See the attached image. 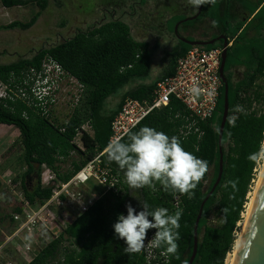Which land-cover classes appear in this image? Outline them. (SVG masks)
<instances>
[{
  "label": "trees",
  "instance_id": "16d2710c",
  "mask_svg": "<svg viewBox=\"0 0 264 264\" xmlns=\"http://www.w3.org/2000/svg\"><path fill=\"white\" fill-rule=\"evenodd\" d=\"M56 5L60 0H52ZM48 0H0L5 8L35 6L39 10L27 22L14 21L1 30L30 29L47 7ZM237 5L246 16L235 13ZM181 17L175 19L180 20ZM208 19L212 27L226 35L231 45L227 49L224 74L228 84V115L222 135L223 170L221 179L213 193L205 202L197 227L198 245L192 264H224L231 252L238 231V223L247 202V194L254 180L264 141V0H211L202 5L198 19L187 22L191 25ZM218 45L203 47L211 49ZM191 47L180 43L168 54L165 70L148 84H139L123 92L113 109H106V100L117 94L124 86L149 74L151 61L149 44L136 41L130 34L129 26L120 20H110L101 25L78 30L62 43L39 49L28 58H20L14 63L0 64V79L6 80L12 72L38 66L40 60L49 55L64 70L74 76L84 87V98L69 120L57 124L40 115L33 114L17 103L5 106L0 102V125L14 127L18 133L21 148L19 161L26 166L20 176V186L24 197L31 203H42L51 195V189L41 188L38 176L28 188L26 177L32 175L35 165L45 164L55 171L61 182L68 181L96 153L102 152L110 136V123L126 98L144 101L150 98L156 83L172 75L176 59ZM241 68L242 77L232 81L231 69ZM253 105L257 107L253 108ZM10 107H13L11 110ZM27 111L28 118L22 117ZM183 106L171 100L162 109L153 110L121 140L128 141V134L149 126L175 136L177 122L172 116L183 112ZM223 111V85L219 91L218 104L212 118L202 125L200 140L190 136L180 140L182 147L197 158L208 162L212 168V178L205 190L204 182L208 171L191 190L192 195L165 191L159 183L156 190L149 187L130 189L126 183L124 170L114 161H109L106 153L102 159L113 172L125 180L124 194L109 193L98 199L93 206L70 226L58 239L51 240L27 264H138L140 253H125L123 240L114 234L113 225L119 214L127 215L129 203L139 212L147 203L148 210L167 208L169 214L182 209L177 241L178 257L172 256V264H187L193 248V226L201 202L212 188L218 172V129ZM88 123L92 136H81L83 151L73 143L77 131ZM71 153H74L71 156ZM61 158V159H59ZM69 163L70 168L60 171V166ZM29 185V184H28ZM131 192V193H130ZM179 200L175 205L174 197ZM225 211H222V210ZM151 219V218H150ZM214 220L215 224L209 222ZM69 241L75 247H62Z\"/></svg>",
  "mask_w": 264,
  "mask_h": 264
},
{
  "label": "built area",
  "instance_id": "2783aa9c",
  "mask_svg": "<svg viewBox=\"0 0 264 264\" xmlns=\"http://www.w3.org/2000/svg\"><path fill=\"white\" fill-rule=\"evenodd\" d=\"M221 54V46L211 49L191 47L178 57L172 75L156 83L149 99L138 101L126 98L123 101L110 123L108 143L122 139L153 110L167 107L171 100L179 102L184 108L183 112H175L172 116L177 122L175 136L179 140H186L190 136L200 140L203 135L202 125L212 118L218 104L222 85L219 77ZM83 98V85L49 55H45L38 66L12 72L6 80L0 79L1 103L5 106L21 103L33 114L57 124L67 122L71 116L64 122H56L64 118L58 117L56 108L69 106L73 113ZM22 117L28 118L27 111L22 112ZM83 134L92 136L88 123L81 126L73 141L81 151ZM105 153V149L96 153L66 182H61L55 171L47 165H39V185L51 189V195L42 203L31 204L22 194L11 213L0 219V236L3 238L0 240V264L31 262L46 244L58 239L98 199L110 192L115 195L124 194L125 180L103 162ZM63 169L64 165H61L60 171ZM7 177V174L0 176V193L3 187L12 193L17 190ZM95 186L101 190L95 189ZM178 200L179 197L175 196V205ZM4 230L9 233L6 234ZM154 232V229L149 230L145 247L139 252L141 262L138 264H172L171 255H162L163 248L148 247ZM62 247L75 246L69 241H63ZM13 256L18 260L12 259Z\"/></svg>",
  "mask_w": 264,
  "mask_h": 264
},
{
  "label": "rangeland",
  "instance_id": "374dc122",
  "mask_svg": "<svg viewBox=\"0 0 264 264\" xmlns=\"http://www.w3.org/2000/svg\"><path fill=\"white\" fill-rule=\"evenodd\" d=\"M48 1L47 7L41 12L37 22L30 29L26 31L14 29L9 32L6 31L7 33H0V45L7 46L5 49L6 54L0 55V64L5 65L14 63L20 58L30 57L39 49L62 43L71 38L78 30H85L88 27L95 25L94 21L99 18V9L116 8L111 3L112 0H60L59 5H56L52 0ZM109 1L111 2L109 3ZM139 1L144 4L137 8L136 17L133 20H129L124 16L122 21L129 25L131 36L134 40H144L149 44L151 61L150 71L146 78L130 82L117 94L110 96L106 100L107 110L115 107L123 92L128 91L139 84L151 83L158 77L164 66L167 64V55L175 51L172 40L174 37L172 30L179 21H175V19L178 17H181V19L186 18L189 17L188 15H191L192 12H196V7L189 4L188 0H144V2L142 0H129L126 4H132ZM38 10L39 9L33 5L24 8H8L6 9L7 14L3 17L2 23L6 24L12 21L22 23L27 22ZM126 11H129V9H126ZM234 11L235 13H239L241 18L246 16V12L241 11L237 5L234 6ZM1 15L2 13L0 12V17ZM164 16L166 17L165 21L167 22L165 37L168 41L170 40L169 43L160 40L159 34L156 33V31H150L149 33L151 34L149 35L146 28L145 30L141 28L142 23L152 24L153 21H162ZM150 18H153V21H150ZM198 24L202 29L200 32L201 35L196 36L197 40H205L214 35L212 30L209 29L212 25L208 19H202ZM1 51L2 50H0V52ZM231 73L232 81L234 82L242 77L241 68H233L231 69ZM255 107H257V105H253V108ZM56 110L59 113V118L64 117L63 119L56 120L58 123L66 121L72 113L69 106L64 105L58 106ZM18 138L19 133L14 127L0 125V176L7 174V180H12V183L17 188V190L12 193L11 191L6 190V187H3V191L0 193V219L4 215H9L11 213L13 206L17 204V200H19L23 194L19 178L23 172H25L26 166L23 162L19 161L22 150L18 143ZM262 145V151L256 169L254 170L255 175L251 188H253L254 181L256 180V171L260 169L262 163L264 141ZM68 168H70V165L67 162L64 165L63 170ZM212 174L213 171L212 168H210L208 170L207 180L204 182L203 190L207 188L212 178ZM34 182L35 180H31L29 185L26 186L31 189L33 188L32 184ZM94 188L99 191L101 190L100 187L95 186ZM93 191L95 190L93 189ZM209 224L214 225V220H211ZM4 232L6 234L9 233L8 230H4ZM237 233L238 231L236 234ZM1 239L3 240L0 236V240ZM3 258L5 257L3 256ZM12 259L18 260L16 256H13Z\"/></svg>",
  "mask_w": 264,
  "mask_h": 264
},
{
  "label": "clouds",
  "instance_id": "9594fccd",
  "mask_svg": "<svg viewBox=\"0 0 264 264\" xmlns=\"http://www.w3.org/2000/svg\"><path fill=\"white\" fill-rule=\"evenodd\" d=\"M209 2L211 0H188L197 8ZM105 152L109 161L124 170L130 189L149 187L155 191L156 183H159L165 191L188 194L191 198V190L208 171V162L186 151L178 137H169L149 126L128 134L127 142L119 138L111 140ZM126 209L127 215L119 214L113 225L115 236L126 245L125 253H139L145 247L149 230L154 229L148 247L163 248L165 257L179 258L177 241L180 239L178 229L182 209H177L174 214H169L164 207L149 211L147 203L141 205L139 212L130 203Z\"/></svg>",
  "mask_w": 264,
  "mask_h": 264
},
{
  "label": "water",
  "instance_id": "95a60500",
  "mask_svg": "<svg viewBox=\"0 0 264 264\" xmlns=\"http://www.w3.org/2000/svg\"><path fill=\"white\" fill-rule=\"evenodd\" d=\"M201 10H202V5L198 7L196 13L193 16L186 17L178 21L174 28V32L175 33L177 32L178 25L197 19L201 13ZM220 38L223 40V44L221 46L222 47L221 62L219 67V77L223 85V111L218 129V154H219L218 172L212 188L210 189V191L208 192V194L205 196L204 200L200 204L193 226L192 253L189 257L187 264H192L196 256L197 245H198L197 227L199 220L201 218L203 206L207 201V199L215 190L216 186L218 185L223 170V147L221 140L228 115V84L224 74V65L227 57V49L231 45V43L224 36ZM218 39L219 38L208 41L207 40L190 41L184 38H179V41L190 47H206L209 45H214L215 41ZM37 170H38V165H35L32 175L26 177V182H25L26 185H28L31 182V180L37 179L38 176ZM233 264H264V172L258 188V192L256 194L255 200L250 210V214L248 216L247 224L243 230V234L239 241V245L237 246L236 255Z\"/></svg>",
  "mask_w": 264,
  "mask_h": 264
},
{
  "label": "flooded vegetation",
  "instance_id": "af4514ba",
  "mask_svg": "<svg viewBox=\"0 0 264 264\" xmlns=\"http://www.w3.org/2000/svg\"><path fill=\"white\" fill-rule=\"evenodd\" d=\"M128 1L129 0H112V2L109 1V3L111 2L113 4V6L116 8H109V9L101 8V9H99L98 10L99 18H98V20L94 21L95 25H92V26L101 25V24L106 23L110 20L122 21L124 16H126L127 19H129V20H133L136 17L137 8L141 7L144 3L142 4L141 1H139L136 3H132V4H126ZM142 1L144 2V0H142ZM126 9H129V11H126ZM197 9L198 8L196 7V11H197ZM195 13L192 12V14L188 15V16L191 17ZM165 18L166 17L164 16L162 21H153V18H150V21L152 20L153 23L152 24L142 23L141 28L144 30L146 28V31H148L147 33L149 35L151 34V33H149L150 31H152V30L156 31V33L159 34L160 40L169 43L170 40L168 41L167 38L165 37V30H166V26H167V24H166L167 22L165 21ZM186 23H182V24L178 25L176 33L174 32V29L172 30L173 31L172 33L174 35V37L172 38L174 49L178 48L179 44L181 43L179 41V38H184V39H187L190 41H193V40L199 41V40H197V37H196V36L201 35L200 32H201L202 27H200V25L198 24L199 21L195 22L194 24H191V25H185ZM134 26H136V25H134ZM209 29L212 30L214 35L211 37H208L205 40L208 41V40H214V39L219 38L218 40L215 41L214 45L222 46L223 40L220 38L222 36H224L226 39H228V37L226 35L219 32L216 28L211 26V28H209ZM130 34H131V31H130ZM190 38H194V39H190ZM141 41H144V40H141ZM228 41H229V39H228ZM144 42H146V41H144Z\"/></svg>",
  "mask_w": 264,
  "mask_h": 264
},
{
  "label": "bare ground",
  "instance_id": "6f19581e",
  "mask_svg": "<svg viewBox=\"0 0 264 264\" xmlns=\"http://www.w3.org/2000/svg\"><path fill=\"white\" fill-rule=\"evenodd\" d=\"M264 170V153L262 156V163L260 166V169L256 171V180L254 181L253 188H251L250 192L247 194V202L244 207V212L242 213L241 221L238 223V233L236 234V239L234 242V246L231 250V252L227 255V258L225 260V264H233L234 258L236 255L237 246L239 245V241L241 239V236L243 234V230L247 224L248 216L250 214V210L252 208L253 202L255 200L256 194L258 192V188L263 176Z\"/></svg>",
  "mask_w": 264,
  "mask_h": 264
},
{
  "label": "crops",
  "instance_id": "0c3cea01",
  "mask_svg": "<svg viewBox=\"0 0 264 264\" xmlns=\"http://www.w3.org/2000/svg\"><path fill=\"white\" fill-rule=\"evenodd\" d=\"M0 5H1V4H0ZM11 8H12V7H11ZM6 9H8V8H5V7H3V6L1 5V7H0V12L2 13V15H1V17H0V23H1L0 26H5V25H8V24H9V22L6 23V24L2 23V19H3V17L7 14ZM12 22H13V21H12ZM10 23H11V22H10ZM6 31L9 32V31H11V30H1L0 33H7ZM6 48H7V46L0 45V50H2V51L0 52V55H4V54H6V51H5ZM167 65H168V64H166V65L164 66L163 70H165V68H166ZM163 70H162V71H163Z\"/></svg>",
  "mask_w": 264,
  "mask_h": 264
}]
</instances>
